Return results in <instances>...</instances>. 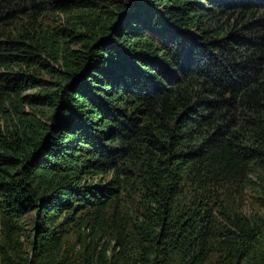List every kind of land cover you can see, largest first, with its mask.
<instances>
[{
  "label": "trees",
  "instance_id": "16d2710c",
  "mask_svg": "<svg viewBox=\"0 0 264 264\" xmlns=\"http://www.w3.org/2000/svg\"><path fill=\"white\" fill-rule=\"evenodd\" d=\"M0 264H264V0H0Z\"/></svg>",
  "mask_w": 264,
  "mask_h": 264
},
{
  "label": "rangeland",
  "instance_id": "374dc122",
  "mask_svg": "<svg viewBox=\"0 0 264 264\" xmlns=\"http://www.w3.org/2000/svg\"><path fill=\"white\" fill-rule=\"evenodd\" d=\"M51 81L54 82L53 80H51ZM29 91L30 92H28V93H31V94H35L36 93V89H32V90H29ZM254 196H255V194L252 191V189L247 190V197H246L247 206H246V210L247 209L250 210V211H254L255 210L254 207L252 206V203H254V198H253ZM261 214H263V213L261 212ZM33 216L34 215L32 213H30V214H27L25 216V218L23 219V222L25 223V229L30 231V232H33Z\"/></svg>",
  "mask_w": 264,
  "mask_h": 264
}]
</instances>
